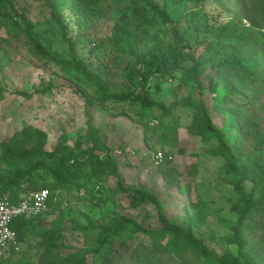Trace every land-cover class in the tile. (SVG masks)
Returning a JSON list of instances; mask_svg holds the SVG:
<instances>
[{"label":"rangeland","instance_id":"rangeland-1","mask_svg":"<svg viewBox=\"0 0 264 264\" xmlns=\"http://www.w3.org/2000/svg\"><path fill=\"white\" fill-rule=\"evenodd\" d=\"M155 1L165 6L170 21L156 18L150 28L149 41L141 43L137 50L150 56L160 47L165 48L170 43L182 40L192 43L191 53L194 58H186L179 71L154 73L145 82V87H142L131 78L132 74L142 68L141 64L125 72V67L134 62L131 54L123 52L117 57L121 66L112 65L117 56L112 37L114 20L110 17H113L114 10L106 9L108 16L102 17L95 5L88 8L78 0H53L56 11L64 13L66 21L71 24L69 34L77 52L83 54L94 66L107 65L111 89L142 91L164 105L141 109L143 114L136 112L139 110L137 106L127 103L130 116L111 114L110 110L94 99L88 104L89 96L98 94L95 85L81 83L79 86L74 83L70 78L76 74L73 70L68 72L52 63L43 62L21 41L12 45V40L3 39L7 33L4 27H0V148L3 140L10 139L16 130L27 125L46 132V147L49 150L57 146L59 137L64 133L69 135L68 143L74 146L77 136L87 132V119L91 116L94 123L103 127L112 142L116 139L114 154L127 184L153 190L174 221L185 222L186 218L197 213L200 227L196 230L197 235L204 237L209 246L222 252L231 246L225 236L221 237L224 221L236 217L231 208L235 197L233 176L226 169L223 157L208 152L215 146L216 140L202 139L190 132L187 124L191 122L193 106L198 104L202 96L215 123L226 131L233 124L235 110L259 115L264 122V58L259 56L247 63V67L254 73L253 77L242 78L241 72L235 74L239 81V85L237 83L235 86L236 92L225 97L222 111L216 110L213 106V93L210 92L214 82L208 79V74L212 66L225 58L230 49L224 44L214 43L207 54L201 41L208 30L204 29L197 36L194 26L202 28L223 22L238 13L244 1L202 0L199 5L190 0ZM22 2L27 6L31 19L39 23L43 39L47 40L50 49L60 55H67L70 44L63 39L62 27L43 0ZM196 67L198 78L185 77L184 71ZM140 79L144 81V75ZM21 91L32 96L21 95ZM218 91L223 92L220 85ZM113 108L115 111L122 110L117 104ZM256 134L254 140L243 143L244 151L237 148L234 150L239 163L248 166L247 187L255 186L256 193L260 194L264 185L258 168L264 163L263 128H258ZM159 149L173 155L170 165L181 173L180 187L168 183L159 172L154 159ZM83 173L80 181L89 191L81 192L79 185L61 189L56 194L58 208L42 218L45 219L46 227H52L57 217L63 216L62 225L65 230L61 239L65 246L60 250L62 254L82 246L94 247L101 225L111 221L116 212L133 217L148 229L162 227L158 213L150 202L133 208L127 194L117 193V179L112 174L97 175L93 181H89L87 172ZM194 203H198V206ZM249 237L252 242L256 241L255 234ZM39 239L36 231L27 232L23 239L24 250L15 261L37 262L44 249ZM143 240L147 243L150 241L145 235H136L135 242ZM254 264H264V253L254 258Z\"/></svg>","mask_w":264,"mask_h":264},{"label":"trees","instance_id":"trees-1","mask_svg":"<svg viewBox=\"0 0 264 264\" xmlns=\"http://www.w3.org/2000/svg\"><path fill=\"white\" fill-rule=\"evenodd\" d=\"M81 1L88 8L92 5L99 8L102 17L108 16L106 9L114 10L113 17H110L114 20L112 37L117 56L112 65L121 66L117 57L123 52L131 54L134 62L125 67V72L137 64L142 65L131 76L138 86L145 87V82L156 72L179 71L186 58H194L191 53L192 43L182 40L170 43L165 48L160 47L150 56L137 50L141 43L149 41L150 28L156 18H162L164 22L170 21L165 6L162 7L155 0H78L79 3ZM190 1L199 5L202 0ZM243 1L239 12L225 21L202 28L194 26L197 36L204 29L208 30L201 41L207 54L214 43L224 44L230 49L225 58L212 66L208 74V79L214 82L210 92L213 93V106L218 111L224 109L222 106L225 105V97L236 92L235 86L239 81L235 74L241 72L242 78L253 77L254 73L247 67V63L259 56L264 58V0ZM43 2L62 27L63 39L70 44L67 55H60L50 49L47 40L43 39L39 23L31 19L22 0H0V27H4L7 33V37L3 39L12 40V45L21 41L23 46L32 50L43 62L52 63L68 72L73 70L76 74L70 78L79 86L81 83L95 85L98 94L89 96L87 103L93 99L95 102L99 101L111 114L130 116L126 103L137 106L139 110L136 112L142 114L141 109L164 106L142 91L111 89L107 65L94 66L83 54L78 53L69 34L71 24L66 21L64 13L56 11L53 0ZM196 63H199L198 60ZM197 69L184 71L185 77L198 78ZM142 75L144 81H140ZM219 85L222 93L218 91ZM19 94L32 96L26 91ZM199 94L203 95L202 92ZM114 104L122 110L115 111ZM192 109L193 115L187 129L204 140H216L217 143L208 152L213 156L223 157L226 169L233 176L235 197L231 208L236 217L225 219L221 236L227 238L230 247L220 252L209 246L204 237L197 235L196 230L200 228L197 213L186 218L185 222L174 221L153 190L127 184L114 154L116 149L108 145L100 127L89 116L87 132L77 136L74 146L68 143L69 135L64 133L53 150L47 149L46 132L33 125L16 130L10 139L1 142L0 196L18 202L25 193L43 188H48L50 195L46 214L31 218L20 216L11 223L22 243L27 232L36 231L40 244L44 246L38 261L17 263L15 259L18 255L11 259L0 255V264H254V258L264 253V185L260 194L256 193L255 186L247 187L248 166L239 163L234 148L242 151L243 143L256 138L258 128L262 127L264 130V122L259 115L235 110L233 124L226 131L215 123L203 96ZM170 162L167 158L157 162L159 172L168 183L180 187L181 173ZM258 168L264 182V163ZM84 171L87 172L89 181H93L97 175L112 174L117 179V193L127 194L133 208L150 202L158 213L162 227L148 229L133 217L116 212L111 221L101 225L94 247L82 246L62 254L60 250L65 246L61 239L65 230L62 225L63 216H58L52 227H46L45 219L42 218L58 208L56 194L61 189L79 185L81 192L89 191L80 181ZM194 205L197 207L198 203ZM77 228L86 230L84 227ZM137 234L147 236L150 241L135 242ZM252 234L257 236L255 242L250 240L249 235Z\"/></svg>","mask_w":264,"mask_h":264},{"label":"built area","instance_id":"built-area-1","mask_svg":"<svg viewBox=\"0 0 264 264\" xmlns=\"http://www.w3.org/2000/svg\"><path fill=\"white\" fill-rule=\"evenodd\" d=\"M173 159V155L159 149L154 155L156 162ZM48 188L30 191L22 195L18 202H12L8 197L0 196V255L11 259L23 252V243L18 238L17 231L11 226L13 220L20 216L38 217L49 209Z\"/></svg>","mask_w":264,"mask_h":264},{"label":"crops","instance_id":"crops-1","mask_svg":"<svg viewBox=\"0 0 264 264\" xmlns=\"http://www.w3.org/2000/svg\"><path fill=\"white\" fill-rule=\"evenodd\" d=\"M95 125H97L98 127H100V129H101V132H102V136H103V138H104V140L108 143V145H110L111 147H114V146H116V139L112 142L111 141V138H110V136H107V134H105V131H104V129H103V127L102 126H100L99 124H97V123H94ZM115 149V148H114Z\"/></svg>","mask_w":264,"mask_h":264}]
</instances>
